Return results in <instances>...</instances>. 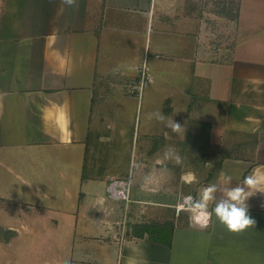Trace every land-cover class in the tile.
<instances>
[{"label": "crops", "instance_id": "crops-1", "mask_svg": "<svg viewBox=\"0 0 264 264\" xmlns=\"http://www.w3.org/2000/svg\"><path fill=\"white\" fill-rule=\"evenodd\" d=\"M230 5L0 0V264H264V192L241 232L177 207L264 174V0Z\"/></svg>", "mask_w": 264, "mask_h": 264}, {"label": "clouds", "instance_id": "clouds-1", "mask_svg": "<svg viewBox=\"0 0 264 264\" xmlns=\"http://www.w3.org/2000/svg\"><path fill=\"white\" fill-rule=\"evenodd\" d=\"M76 2L77 0H62V3L68 6H73ZM148 118L165 122V126L173 132L180 133L182 131L181 124L173 118L166 119L160 111L150 113ZM165 157L174 159L177 164L182 163L181 157L172 146L166 149ZM230 179V177L225 178L223 188L216 184H210L198 189L197 196L184 197L180 210L190 214L189 220L192 225L198 226L200 229H206L209 226L213 214L209 211L211 202H215L213 209L215 216L229 231L241 232L256 224V221L249 215L247 202L255 192H264V174L254 173L246 177L244 186L230 187L228 186ZM218 192L221 194L219 199L217 198Z\"/></svg>", "mask_w": 264, "mask_h": 264}, {"label": "built area", "instance_id": "built-area-1", "mask_svg": "<svg viewBox=\"0 0 264 264\" xmlns=\"http://www.w3.org/2000/svg\"><path fill=\"white\" fill-rule=\"evenodd\" d=\"M142 75L137 82H132L129 85L131 92L136 93V95L141 96L143 93L144 85L146 80L149 78L148 73V65L146 62L143 63L142 66ZM129 184H130V176L126 179H112L108 183L107 193L110 197L124 199L128 197L129 193ZM183 202L178 204V208L182 205Z\"/></svg>", "mask_w": 264, "mask_h": 264}, {"label": "rangeland", "instance_id": "rangeland-1", "mask_svg": "<svg viewBox=\"0 0 264 264\" xmlns=\"http://www.w3.org/2000/svg\"><path fill=\"white\" fill-rule=\"evenodd\" d=\"M237 1H238V0H236V5H235V6H234V5H230V6L226 7V10H229V13H230V14H232V13H236V14H237ZM233 7H235V8H233ZM220 9L226 11L225 8H224L223 6H221ZM234 11H235V12H234ZM176 175H177V172H176ZM178 175H179V174H178ZM176 184H177V183H176ZM178 185H179V184H177L176 186H178ZM173 186H175V184H173ZM173 191H175V190H173ZM124 199L126 200L127 198H124ZM179 203H180V202H179ZM175 209H176V208L173 206V207H172V214H171V216H172L173 219L176 218L177 215H178V214H176Z\"/></svg>", "mask_w": 264, "mask_h": 264}]
</instances>
